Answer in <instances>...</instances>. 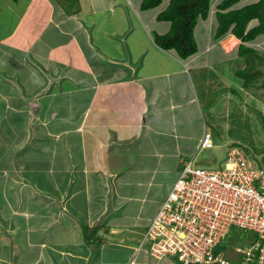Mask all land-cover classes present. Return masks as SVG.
Segmentation results:
<instances>
[{
	"label": "crops",
	"instance_id": "obj_1",
	"mask_svg": "<svg viewBox=\"0 0 264 264\" xmlns=\"http://www.w3.org/2000/svg\"><path fill=\"white\" fill-rule=\"evenodd\" d=\"M221 1L181 59L154 41L170 0H0V264H176L143 239L182 161L215 135L214 68L234 51L262 67L237 53L256 37H215Z\"/></svg>",
	"mask_w": 264,
	"mask_h": 264
},
{
	"label": "built area",
	"instance_id": "obj_2",
	"mask_svg": "<svg viewBox=\"0 0 264 264\" xmlns=\"http://www.w3.org/2000/svg\"><path fill=\"white\" fill-rule=\"evenodd\" d=\"M213 147L204 132L197 151ZM235 231L252 240L222 257L227 236ZM143 243L155 260L174 258L179 264H263L264 163H252L236 147L216 166L198 167L183 160L178 177L151 220ZM223 248L215 255L212 249Z\"/></svg>",
	"mask_w": 264,
	"mask_h": 264
},
{
	"label": "rangeland",
	"instance_id": "obj_3",
	"mask_svg": "<svg viewBox=\"0 0 264 264\" xmlns=\"http://www.w3.org/2000/svg\"><path fill=\"white\" fill-rule=\"evenodd\" d=\"M253 1L240 0L234 8H241ZM248 47L257 51L259 57L264 60V35L256 37ZM214 50L218 51L216 47ZM232 56H235V51L230 54L228 62L223 65L217 64L213 71L214 75L224 78V83L222 84L219 79L213 80L212 92L208 95L212 100L211 105L215 107L212 111L215 135L212 136L211 149L199 150L193 155L194 165L198 167L220 164L228 150L233 147L239 148L252 163L262 161L261 158L264 156V152L261 153L264 150V89L257 87L264 79V66L250 73L251 69L245 66V63L244 66L241 64L242 59L237 60ZM239 69L240 71H237ZM249 79L250 86L243 87ZM202 111L209 128L212 129L211 121L207 117L208 110L204 104ZM225 239L226 248L222 257L229 260L230 255L228 256L227 252L233 247L245 245V241L241 242L231 236ZM172 260L178 264L175 259Z\"/></svg>",
	"mask_w": 264,
	"mask_h": 264
},
{
	"label": "trees",
	"instance_id": "obj_4",
	"mask_svg": "<svg viewBox=\"0 0 264 264\" xmlns=\"http://www.w3.org/2000/svg\"><path fill=\"white\" fill-rule=\"evenodd\" d=\"M161 1L162 0H142L141 8H154L159 5ZM209 1L210 0H170L167 8L157 17L159 20L170 23L169 31L166 34L154 36V41L157 46L163 50H173L181 59L193 55L197 51L193 38V28L199 17L205 18L207 16ZM239 1L240 0H222L217 5L216 38L229 33L241 42H248L258 35L264 34V0H257L255 3L232 10L231 7ZM253 19L258 21L257 25L247 30V24ZM237 53L247 60L252 61L256 59L264 66V60H262V58L258 56V53L252 48L239 44ZM248 83H250V79ZM258 87L264 89V79L261 80V84ZM263 152L264 150L261 151V153ZM261 160V162L264 163V156ZM235 234L237 237L240 236L239 240L241 242H249L252 240L249 234L239 231H235ZM253 264H256V260Z\"/></svg>",
	"mask_w": 264,
	"mask_h": 264
},
{
	"label": "water",
	"instance_id": "obj_5",
	"mask_svg": "<svg viewBox=\"0 0 264 264\" xmlns=\"http://www.w3.org/2000/svg\"><path fill=\"white\" fill-rule=\"evenodd\" d=\"M223 248V245H217L212 249V253L215 255L217 252H219ZM264 264V262H263Z\"/></svg>",
	"mask_w": 264,
	"mask_h": 264
},
{
	"label": "bare ground",
	"instance_id": "obj_6",
	"mask_svg": "<svg viewBox=\"0 0 264 264\" xmlns=\"http://www.w3.org/2000/svg\"><path fill=\"white\" fill-rule=\"evenodd\" d=\"M235 42H227L225 43V48L227 50L231 49L234 46Z\"/></svg>",
	"mask_w": 264,
	"mask_h": 264
}]
</instances>
